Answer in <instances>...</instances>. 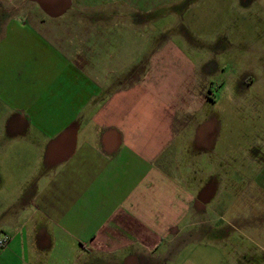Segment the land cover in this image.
I'll list each match as a JSON object with an SVG mask.
<instances>
[{
	"label": "crops",
	"instance_id": "crops-1",
	"mask_svg": "<svg viewBox=\"0 0 264 264\" xmlns=\"http://www.w3.org/2000/svg\"><path fill=\"white\" fill-rule=\"evenodd\" d=\"M169 1L0 0V264H174L206 184L264 199V141L217 144Z\"/></svg>",
	"mask_w": 264,
	"mask_h": 264
},
{
	"label": "rangeland",
	"instance_id": "rangeland-1",
	"mask_svg": "<svg viewBox=\"0 0 264 264\" xmlns=\"http://www.w3.org/2000/svg\"><path fill=\"white\" fill-rule=\"evenodd\" d=\"M122 1L89 0L91 3ZM168 3H184L182 18L169 30L173 34L179 31L184 37L187 45H177L187 49L196 72H200L197 80L207 82L205 92L216 98L215 104L200 112L216 119L217 129L212 132H217V144H229L231 134L237 135L241 144L251 140V135L256 143L263 142L264 83L263 86L255 83L264 82V3H246V0H170ZM156 25L162 38L161 33L168 32L164 31L165 22ZM149 29L151 26H144V31ZM250 80L255 83L246 85ZM249 97L262 98L254 105L259 112L253 123L248 120L253 112V106L247 104ZM4 122L0 119V127ZM223 189L217 203L212 200L215 195L212 184H206L198 192L199 197L205 198L202 201L206 202L205 214L190 216V225L177 233L183 248L171 252L174 264H264V199L257 197L254 194L257 191L252 189L248 191L253 193L236 192L230 183L223 184ZM186 256L188 261L184 260Z\"/></svg>",
	"mask_w": 264,
	"mask_h": 264
},
{
	"label": "built area",
	"instance_id": "built-area-1",
	"mask_svg": "<svg viewBox=\"0 0 264 264\" xmlns=\"http://www.w3.org/2000/svg\"><path fill=\"white\" fill-rule=\"evenodd\" d=\"M7 241L6 236H1L0 237V247H2Z\"/></svg>",
	"mask_w": 264,
	"mask_h": 264
}]
</instances>
